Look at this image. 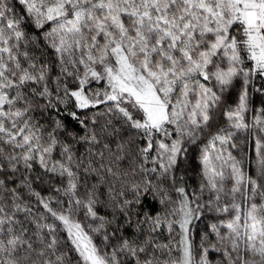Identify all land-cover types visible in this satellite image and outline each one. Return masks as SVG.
<instances>
[{"label":"snow or ice","instance_id":"6c2138e0","mask_svg":"<svg viewBox=\"0 0 264 264\" xmlns=\"http://www.w3.org/2000/svg\"><path fill=\"white\" fill-rule=\"evenodd\" d=\"M0 264H264V0H0Z\"/></svg>","mask_w":264,"mask_h":264},{"label":"trees","instance_id":"16d2710c","mask_svg":"<svg viewBox=\"0 0 264 264\" xmlns=\"http://www.w3.org/2000/svg\"><path fill=\"white\" fill-rule=\"evenodd\" d=\"M64 122L65 124L67 125L68 129L74 133H79V134H82V130L80 129V127L78 126V124L75 122V121H72L69 117H64ZM79 150L81 152H83L84 148L83 146H80L79 147ZM198 162L195 158L192 159L191 161V167H192V181L191 183H195L196 182V172H198ZM35 174H43L42 173V170L40 169L39 165H36L35 166ZM34 174V175H35ZM46 179V177H45ZM61 181L59 180V178L56 179V183L59 184ZM34 187L37 191L41 192L43 195H47L48 194V187L47 185H44V184H41L40 182H37L34 184ZM149 205H150V208L149 210L153 212V214L156 212V211H159L160 210V206L159 204H152L151 201H149ZM129 234L131 233V229L128 230ZM161 239L162 240H167V235L166 233L164 235L161 236Z\"/></svg>","mask_w":264,"mask_h":264},{"label":"rangeland","instance_id":"374dc122","mask_svg":"<svg viewBox=\"0 0 264 264\" xmlns=\"http://www.w3.org/2000/svg\"><path fill=\"white\" fill-rule=\"evenodd\" d=\"M254 104H255V106H259V99L258 98L254 101Z\"/></svg>","mask_w":264,"mask_h":264}]
</instances>
